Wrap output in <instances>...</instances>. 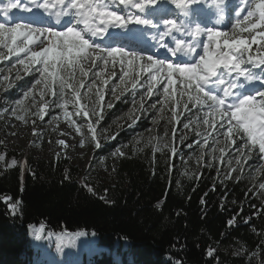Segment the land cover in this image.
<instances>
[{
    "label": "trees",
    "instance_id": "1",
    "mask_svg": "<svg viewBox=\"0 0 264 264\" xmlns=\"http://www.w3.org/2000/svg\"><path fill=\"white\" fill-rule=\"evenodd\" d=\"M53 91L57 95H47L52 106L59 99L58 89ZM107 99L99 109L100 128H107L112 140L98 157L156 131L154 110L134 124H119L130 107L121 99L109 108ZM177 113L178 120H171L170 110L159 117V124L171 120L174 141L181 125L196 118L197 106L190 103ZM187 140L179 149L172 146L176 153L165 158L147 152L118 157L112 165L114 183L106 186L84 180L65 159L20 160L15 169L0 168V264H260L231 252L242 245L264 260V202L254 185L216 168L181 171L177 158ZM232 140L239 148L238 137ZM6 153L0 144V155ZM41 225L60 236L59 248L69 250L65 259H42L35 251L30 234ZM77 232H84L79 237L92 247L91 255L82 250L81 260V248L73 247Z\"/></svg>",
    "mask_w": 264,
    "mask_h": 264
},
{
    "label": "snow or ice",
    "instance_id": "2",
    "mask_svg": "<svg viewBox=\"0 0 264 264\" xmlns=\"http://www.w3.org/2000/svg\"><path fill=\"white\" fill-rule=\"evenodd\" d=\"M203 2L204 0H28L22 7V0H10L0 7V14L4 17L15 9L32 12L34 8H39L48 16L55 17L57 25L61 24L65 17L71 19L63 25L66 30L59 31L54 30L53 25L37 28L29 22H17L14 26L0 22V48L7 49V55L19 57L23 54V58L18 61L23 71L29 73L34 70L40 74L34 85L41 86L40 101H44V97L49 94L57 95V92L53 91L54 88L58 89L61 99L65 97L66 90H71V101L64 100V103L59 105L65 109V117L70 115L66 110L68 103H81L80 88L85 85L83 78L89 76L85 66L89 70L99 69L92 75L102 84L107 83L104 80L105 71L107 70L110 80L116 75L118 66L120 83L111 89V94L116 99H119L118 89L120 95H123L129 86L133 90L137 89L141 81L145 87L141 100L145 96L151 97L156 89L162 86V104L171 102L172 106H175L180 101L173 100L174 95L186 96L187 99L183 102L185 108L191 103L198 108L207 109L203 124L209 128L214 127L216 123H220L221 127L227 125L226 137L229 143L233 142L234 135L244 134L247 140L244 148L239 149L242 157L244 149L251 152L257 146L259 153L264 155V90L255 95L241 91L245 83L257 80L264 83V76L253 72V69L259 68L261 73H264V0H242L241 9L235 13L237 19L230 32L188 22L192 6ZM160 3L171 4L178 10V18L162 20V29L153 19L147 17L148 11L155 9ZM224 4L225 0H212V6L220 14L217 24L225 19ZM244 7L249 10L243 19H240ZM130 25L156 30L157 34L153 35L152 39L159 49H166V55L157 59L154 58L156 53L144 55L139 51L126 50L124 46H100L95 42L103 40L110 28L121 29L127 33L130 31ZM244 33H247L246 37ZM201 37H206L203 43ZM125 39L131 43L135 37L127 36ZM253 45H258L255 53ZM201 49L202 52L199 51ZM5 58L6 54L0 52V60ZM37 65L39 67H36ZM4 79L7 80L8 77ZM16 79H20L19 72ZM209 86L220 94L206 90ZM93 87L94 83L88 85L89 93ZM97 95L99 100H103L102 89ZM32 96V92L25 93L26 98ZM17 104L23 106L24 100L18 101ZM32 106L37 107V102L34 101ZM107 106L112 107L111 102ZM47 107V103L38 106L34 115L43 120ZM97 107V103L93 101L91 108H78L75 113H82L86 118H97L87 124L94 141L97 139L95 123L102 119ZM138 110H146L143 103ZM19 118L24 119V116ZM129 119L134 124L137 117L130 113ZM178 119L179 114L173 110L171 120ZM69 123L75 125L74 121L69 120ZM156 123L158 121L153 120V124ZM183 127L187 129L189 124L185 123ZM75 130L77 133L81 132L79 127ZM201 134L196 132L197 136ZM58 143L66 147L63 140ZM100 146L97 142L96 148ZM157 150H160L159 144L154 147V153ZM176 151L175 148L171 149L172 154ZM212 151L215 152L216 149L213 148ZM219 151L223 157L225 148H220ZM115 154L123 155L120 148L115 150ZM203 157L204 153L201 152L198 162L203 160ZM4 160L5 157L0 155V161ZM241 162V159L236 160L238 165ZM15 164L16 161L13 160L12 165ZM211 166L209 163L208 167ZM229 167L231 172L237 171L231 167V163ZM227 178H231L230 175ZM259 188L264 190V183L260 184ZM89 191L91 192V189ZM84 235V232L76 233L78 237ZM35 239L40 240V235H36ZM208 255L211 256L212 252L209 251Z\"/></svg>",
    "mask_w": 264,
    "mask_h": 264
},
{
    "label": "rangeland",
    "instance_id": "3",
    "mask_svg": "<svg viewBox=\"0 0 264 264\" xmlns=\"http://www.w3.org/2000/svg\"><path fill=\"white\" fill-rule=\"evenodd\" d=\"M249 2H251V0ZM237 5V2L228 4L230 9L236 7ZM159 6L169 8L167 13L168 15L166 16L170 15L169 10L172 8L174 10L171 15L173 16L177 14L178 10H176L173 5L160 3ZM246 14L247 11L245 15ZM243 17L241 19H243ZM235 21L236 20L230 22L227 27L232 29ZM204 23L206 22H203V24ZM6 25L14 26L15 24ZM33 26L37 28L45 27L44 25ZM131 31L137 33V30ZM122 33L125 32L122 30ZM128 33L130 34V31L127 32V34ZM122 37L123 36L120 35L118 36L119 40L122 42H116L115 44L111 43V45L124 46L126 50H129V42H126V40ZM131 43L135 42L132 41ZM252 47L255 53V49L258 45H253ZM138 48L139 47H134V51H139L144 54L143 51ZM0 52H4L6 54V58L0 60V144L8 151L6 154H1L5 157L4 161H0L1 169H15L18 167L20 160L27 162H39L65 159L68 160L71 166L82 172L84 180L106 186L114 183L112 165L118 157H128L132 154H136L137 152H147L151 155L165 158L170 153L172 146L179 149L182 147V143L184 141L182 137H187L188 140L183 146L184 150L177 158V166L181 171L186 170L188 173H195L202 167L205 169L216 168L217 171L222 170L223 173L227 175L232 173L229 167V163H231V167L237 169L235 173L243 175L250 183H252L258 197L264 202V190L259 188V185L264 183V180H258L259 176L264 173V155L259 153L257 146L252 149L251 152H249L248 149H244L243 157L241 156L239 149L244 148L247 140L243 133H240L239 136H237L241 141L239 148L233 146L232 143L228 142V138L226 137L227 125L221 127L220 123H216L214 127L209 128L207 125L203 124V120L206 118L205 112L207 109L198 107L196 118L193 120L188 119L181 125V129L178 132L175 141L172 134L169 133L170 128H172V126H170L169 119L164 120L162 124H159L161 120L159 117H164L169 110H175L178 112L179 108H184L183 102L187 99L186 96L181 97L174 95L173 100L180 101V103L175 106H172L171 102L162 104L161 101L164 99V96L162 94V86H159L151 97L145 96V98L141 100V96L145 94V87L140 85L136 91L131 89L129 86L128 90H126L123 95H120V90L118 89L117 95L119 96V99H116L111 94V89L114 85H119L120 83L118 66L116 69V75L110 80L107 76V70L105 71L104 80H106L107 83L104 84H102L99 79L93 78L92 73L99 71V69L93 68L89 70L87 66H85V69L89 71V76L83 78L85 80V85L80 88L82 97L81 103L80 105H75L74 101L68 103L66 110L70 115L65 117V109L59 107V105L64 103V100L71 101V92L66 90L65 97L63 99L59 98L56 101V105L54 104L53 106L47 103V96L44 97V101H40L39 89L41 86L34 87L35 80L40 78V74L34 70L29 73H25L23 71L22 66L18 63L19 59L23 58V54L19 57L13 55L12 58V55H7V49L0 48ZM9 58H12L13 61L9 62ZM36 67H39V65ZM18 72L20 79H16ZM30 74L32 75L29 76ZM6 76L8 77L7 80L4 79ZM27 76L30 77V80L25 79ZM79 78V73H77V79ZM93 83L95 84V87H93L92 92L89 93L88 85ZM9 85L11 86L9 87ZM101 89L104 94L103 100H99L97 95L98 91ZM261 90L264 89H260L259 91ZM27 92H32L33 96L26 98L25 93ZM11 93H13V95H10ZM124 95L126 96L123 98ZM105 97L108 98L107 100L109 102L119 101L123 98V102L130 107V113L137 118L144 116L147 117V114L151 110H154L157 113L156 120L158 123L154 124L156 126V131L153 130L145 136L136 135L133 139L131 138L132 142L127 144V146H119L118 148H120L123 153L122 156L115 154L116 148L114 151L108 152L106 157H98V154L104 144L106 142L111 143V134L107 128H100L103 120L99 119V121L95 123V127L97 129V139L95 141L92 140V133L88 131L87 124L90 121H96L97 118L95 116H89L86 118L82 113L80 115L75 114L78 108H91L93 106V101L97 103V111L100 113L101 111H99V109L102 107L103 103L105 104ZM20 100H24L23 106H18L17 102ZM34 101L37 102V107L43 106L45 103L48 104L43 120L34 115L37 111V107L32 106ZM141 103H143L144 108L146 109L145 111L138 110ZM152 105H155V107H151ZM191 107L196 108L193 104H191ZM21 116H24V119H20L19 117ZM69 120L74 121L75 125L73 126V124H70ZM129 121L132 120H130L128 116L123 120H119V124H127ZM185 123L189 124L187 129L183 127ZM76 127H79L81 132L77 133L75 130ZM65 128H68L69 133V136L67 137L68 139L65 143L66 147L61 146L58 143V141L62 139V134ZM197 131L202 134L197 136ZM97 142L101 145L100 148H96ZM157 144H159L160 150H157L154 153L153 149ZM213 148L216 149L215 152L212 151ZM220 148H225L223 157H221V153L219 151ZM186 150H188V152H184ZM201 152L204 153V157L203 160L198 162V157ZM237 159L242 160L241 164L238 165L236 163ZM13 160L16 161L15 165H12ZM209 163L212 165L211 167H208ZM41 229L43 230L40 231ZM36 235H40L41 239L36 240ZM60 240V236H53L52 233L46 230L42 225L36 227L30 234L31 245L35 251H38L39 256L46 260L57 256L61 259H65L69 250L59 248ZM73 242L74 248H81L80 260L82 259L83 249L86 250L87 254L91 255L92 247L86 239L76 237L73 239ZM101 251L107 253L105 249H101ZM231 252L236 256L245 257L250 261L264 264V260L259 256V254H252L251 252H248L242 245L233 247Z\"/></svg>",
    "mask_w": 264,
    "mask_h": 264
},
{
    "label": "bare ground",
    "instance_id": "4",
    "mask_svg": "<svg viewBox=\"0 0 264 264\" xmlns=\"http://www.w3.org/2000/svg\"><path fill=\"white\" fill-rule=\"evenodd\" d=\"M28 3V0H23V2H22V5L23 4H27ZM201 5H203L202 3H200ZM161 5H163V4H161ZM171 5V4H170ZM207 5V4H206ZM163 9H164V12H167L168 11V9L169 8H166L165 6L163 7V6H159V4H158V8L157 9H150L149 11H148V17L149 18H152L153 16H160V15H163L164 14V12H163ZM113 10H116V9H113ZM172 11H173V9H170L169 10V14H172ZM13 12H20V9H15V10H13L11 13H13ZM26 14H27V12H24V15L23 14H19V18L18 19H21V18H33V16H26ZM206 14L205 13H202V12H200V16H202V17H204ZM71 18H69L68 17V19L67 20H70ZM65 20V19H64ZM63 19H62V21H64ZM66 21V20H65ZM134 29H136L137 30V34H136V36H137V38H138V40H137V43H129L128 44V46H129V50H132V51H134V47L135 48H137V47H139L141 50H143V52L146 50V47H145V41H144V38H142V36L140 37V34H138V28L140 27V26H136V25H133L132 26ZM208 27H210V23L208 22ZM120 32H122V30L121 29H111L110 30V36H114L115 37V42H122L121 40H119V38H118V36L120 35ZM120 36H122V35H120ZM123 38V37H122ZM206 37H204V39H205ZM124 39V38H123ZM203 42H204V40H203ZM202 42V43H203ZM141 43V44H140ZM199 51H201L202 52V49L201 50H199ZM185 59H187V58H185ZM259 86V85H258ZM69 136V133H68V128H65L64 129V131H63V134H62V139L61 140H63L64 141V144L66 143V140L68 139L67 137Z\"/></svg>",
    "mask_w": 264,
    "mask_h": 264
}]
</instances>
